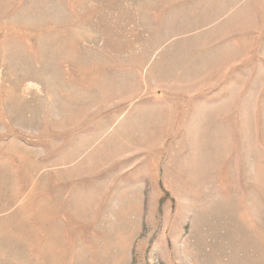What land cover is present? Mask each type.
Instances as JSON below:
<instances>
[{
  "label": "rangeland",
  "instance_id": "374dc122",
  "mask_svg": "<svg viewBox=\"0 0 264 264\" xmlns=\"http://www.w3.org/2000/svg\"><path fill=\"white\" fill-rule=\"evenodd\" d=\"M0 264H264V0H0Z\"/></svg>",
  "mask_w": 264,
  "mask_h": 264
}]
</instances>
